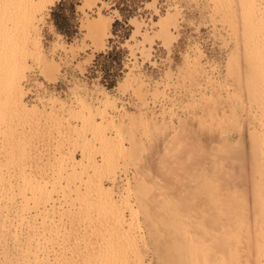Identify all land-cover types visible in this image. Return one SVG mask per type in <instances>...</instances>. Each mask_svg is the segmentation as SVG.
Returning <instances> with one entry per match:
<instances>
[{
    "label": "rangeland",
    "instance_id": "1",
    "mask_svg": "<svg viewBox=\"0 0 264 264\" xmlns=\"http://www.w3.org/2000/svg\"><path fill=\"white\" fill-rule=\"evenodd\" d=\"M23 1L29 12L38 2ZM100 1L96 9L86 0H57L42 9L35 30H28L40 59H26L22 100L28 108L56 114L57 120L22 123L0 107L6 119L0 120V264H138V256L142 264H174L177 258L179 264H264L255 250L229 252V242L240 233L233 229L253 221L254 237L264 221L258 154L248 145L249 132L264 136V111L259 83L250 85L243 42L247 29L264 33V0H241L256 11L248 27L234 0H222L230 1L231 16L218 12L214 0ZM98 11L111 22L100 47L85 28ZM167 12L174 14L176 25L164 46L154 22ZM8 16L9 37L15 39L21 16L14 10ZM13 41L0 43V60L17 50ZM43 62L54 65L53 76L47 78ZM234 67L238 75L231 72ZM9 74V63H0V90ZM124 78L128 82L121 88ZM105 96L111 106L94 122L81 123L79 116L87 115L81 103L95 113L97 100ZM153 112L169 131L170 123L176 127L185 119L190 125L184 139L172 152L164 143L172 131L151 137L137 128V155L119 159L117 144H129L115 125L129 113ZM73 128L84 132L75 142ZM113 145L117 154L111 152ZM106 154H115L117 166L106 169ZM60 162L67 168L59 171ZM92 163L100 168L84 171ZM24 184L31 189L20 208L24 201L16 189ZM99 186L111 189L115 204L98 198ZM35 188L45 189L49 201L48 195L41 199L40 191V196L35 192L40 202L35 197L32 203ZM108 223L113 231L101 234ZM221 223L225 226L219 229ZM116 235L127 238L118 245Z\"/></svg>",
    "mask_w": 264,
    "mask_h": 264
},
{
    "label": "bare ground",
    "instance_id": "2",
    "mask_svg": "<svg viewBox=\"0 0 264 264\" xmlns=\"http://www.w3.org/2000/svg\"><path fill=\"white\" fill-rule=\"evenodd\" d=\"M55 1H57V0H38V2L35 4V7H34L35 9L33 10V12H29V11H27V7L26 8L23 7L28 2L22 3V2H24L23 0L22 1L21 0H19V1H17V0H0V38H2V39H0V43H4V42H7V41H13L14 40L13 43L14 44L17 43V45H18L16 51H13L12 53H10L9 56H6L4 58L2 57L1 60H0V63H9V67H11V74H9L7 76L6 81L2 85L3 88L0 90V92L2 91V93L4 95V99L0 101V107H5L4 108L5 110H3V111H4V113H5V111L8 113V114L5 113V114L8 115V117L11 116V118H12V116H14V117H17V119L18 118L22 119V120H20V121H22V123H24L25 121L29 122V120L31 121L33 118H36L37 121H40V120L47 121L48 119H50L48 121L57 120L56 114H52L51 112H47L46 113V112H43L42 110H39V109H37L35 107H29L28 108L26 106V104L22 100L23 92H22V89H21V79L24 76L25 69L27 70V68H28L26 59L27 58H31L33 60L34 59H40L39 45L36 42V40H29L28 30L29 29H34V27H33L34 22H36L38 20L37 17L40 15V12L42 11V9L45 8L46 6H52L55 3ZM29 2H31V1H29ZM86 2H87V4H90L93 7H96V9H100V6H99V4L101 3L100 0H86ZM229 2L230 1L214 0L215 9L218 12H220V13H223V14L231 16L230 13H233V12L231 11V5L229 4ZM234 2L236 3V11H238V12H240L242 14V16L244 17V19L242 18V20L244 21L245 26L248 27L249 24H251V19L253 18L254 14L256 13L253 5H249V9L250 10H248L247 9L248 6H246L245 3H243V1L234 0ZM232 8H233V6H232ZM12 10H14L15 13H19V15L21 16V22H22V25H23L20 33H17V35H15L16 36L15 39H10V37H9V33L12 32L13 29H12V27H10L8 25V18H9L8 15L10 14V12H12ZM233 10L235 11V9H233ZM154 24L158 27L157 32H156L157 35H155V36L160 37L161 40L163 39V42H164L163 45L164 46L165 45L166 46L169 45V42L171 41V39H173V35H172V32H171V27H175V25H176L175 24V16H174V14L171 13V12H167L164 16H159V18L157 19L156 22H154ZM136 26H138V25H136ZM110 27H111L110 20L106 16L102 15L101 13H99V11L97 12L96 16L91 18L87 22V24L85 25V28L87 29L88 34L91 36V38L93 37V39L95 40V43H98L99 47L101 46V42L103 40V36H105L106 34L109 33ZM8 31H9V33H8ZM145 37H146V35H145ZM149 38L150 37L147 36L145 39L148 40ZM148 41H150V40H148ZM243 42H244V48H245L246 56L249 59V68H248L247 72H248V75H249V78H250V85L254 86L255 82L259 83L260 90H261L260 93H259V98H260V103L259 104H261L263 106L262 107L260 105V107H262V110L264 111V33L260 34L257 31L253 32V30L247 29L245 31L244 36H243ZM29 44L32 45L31 49H29V47H28ZM42 64H43V67H45V69H43V71H46L45 73L47 74V78H48V76L49 77L53 76V72L55 71L54 65H51V64L48 65V63H46V62H43ZM51 66H53V67H51ZM236 69L237 68H235V67L230 69L231 72L233 73V75H236L238 73ZM122 81H123V83L121 82L118 85L121 88L122 87L125 88L126 85H127L128 79L124 78V80H122ZM97 101H98L99 105H97L94 108L95 113H93L91 111L89 104H85L84 102L81 103L82 111L81 110L80 111L81 112H83V111L87 112L86 117H85V114H81V112H80L81 116H79L80 114L79 115L76 114L77 116H79L81 123H82V121L87 122V119H89V122H94L95 121V119H94L95 115L101 116L100 114L103 113V111L105 110V107H107L109 105L111 106V104H112V101L109 100V98H107V96H105L104 99L97 100ZM210 110L211 109H209V111ZM70 111H72V110H70ZM207 111L208 110H206L204 113H206ZM212 111H214V110L212 109ZM233 112L236 113L235 110L234 111L232 110V114H234ZM207 113L209 114V119H213V118H211V115H213V114L210 115L209 112H207ZM69 114H71V112ZM149 114L150 115L146 114V116H141L139 114H130L129 113V114L126 115L125 118H123L122 121H120L117 125H115L114 128L117 129V134H119V132H120V134H121V136L123 138H124V135L128 136L127 137V140H128L127 143L129 144L128 147L121 146L122 145L121 143H120L121 145L117 144L119 146H117L118 148H116V151L119 152V157L117 155V157L119 159H121V158L124 159L123 157H125V158L128 157L130 159V158H133L134 155H137L138 146H139L137 140H139V139L135 138V135H134V132L137 130V128H140V130L141 129L143 130L144 134L143 133L142 134L144 136H145L146 133H147L148 136L151 134L150 135L151 137H152V135L158 134V133H162L163 135H166L167 129H168L166 127V125L162 121L156 120L154 117H152L153 114L155 115L154 112L152 114L151 113H149ZM208 114H206V115H208ZM4 115H3V113L0 114V120H2L3 117H5ZM7 115H6V117H7ZM76 115H74V116H76ZM206 115H203V116H204V118L207 119ZM69 116L71 117V115H69ZM155 116H157V115H155ZM41 118H43V119H41ZM187 119L188 118H186V120ZM195 119H197V118H195ZM4 120H6V119H4ZM34 121H35V119H34ZM202 121H199V122H202ZM212 122H213V120H212ZM218 123H220V121H218ZM188 124L189 123L188 122L186 123L185 119H183V121L181 120L179 125L176 126V127L172 123L169 124V128H171L170 130L172 131V134L169 133L168 136L167 135L165 136L167 139L164 138V139H166V141L164 140V143L167 144L166 145L167 147L165 146L166 150L172 151L173 149H175L174 146H177L179 144L177 141H179L180 139L182 140V138L184 139V137H185L184 134H186L185 133L186 129L189 128ZM206 124H207V122H206ZM210 124H211V122H210ZM168 131H169V129H168ZM171 131H169V132H171ZM188 131H189V129L187 130V132ZM83 133L84 132H79L78 129L73 128L71 130L70 137L71 136H73V137L76 136V137H74V142H75V141L78 140L77 137L80 138V136H82ZM100 133L102 134V132H100ZM262 133H264V131ZM158 135H161V134H158ZM183 135H184V137H183ZM248 135H249V137L248 136L247 137H248L249 141L251 140L250 143H252V144H248V145H251L252 147H254L255 150L257 151V154H258V155H254V156L256 158L258 157L257 164H258V167H259V175L261 176L260 181H261V185H262V187L264 189V136H260L255 130L249 132ZM262 135H264V134H262ZM2 137H4V136H2ZM4 138H3V140L5 142ZM100 139H103V138H100ZM104 139H106V138H104ZM104 139L102 141H104ZM139 142H140V140H139ZM106 146L108 147L109 145L106 144ZM115 146H116V143H115ZM115 146L113 145L114 148H111V149L114 150ZM251 146H249V147H251ZM109 149H110V147H109ZM221 149L223 151H226V149H224L222 147H221ZM252 150H253V148H252ZM5 151H6V148L3 145V141H2L1 152H5ZM116 151L115 150L114 151L111 150V152H116ZM117 152H116V154H117ZM164 152L168 153L165 150H164ZM139 153H140V150H139ZM107 154H106V159L104 158L105 159L104 165H106V167H107L106 169H108L109 167L111 168L112 166H110V165H112V164H113V167L117 166V162H115V160L117 158L114 159V156H113L115 154H110L111 156H109L108 158H107ZM112 156H113V158H111ZM233 162L234 161H231V165H232ZM60 164L61 165L58 166L57 168H59V167L62 168V167L65 166V164H63L61 162H60ZM94 164L95 163H92L91 165L83 166L84 167L83 168L84 171L89 169V168H91V167L93 169L100 168V166L97 168L98 165L97 164L94 165ZM62 165H64V166H62ZM66 166H65V168H67ZM219 166L220 165H215V167H214L215 171L220 170ZM60 168H59V171H60ZM104 168H105V166H104ZM201 168H202V166H201ZM225 168L227 170H229V159L227 160V166ZM62 169H64V168H62ZM142 172L145 173V171H142ZM142 172H141V175L143 174L142 176L144 177V175H145V177H146V174H144ZM141 175L139 174V176H141ZM52 179H53V177L51 178V180ZM55 179H56V177H55ZM141 179H142V177H141ZM143 179H146V178H143ZM142 180H138V181H140V183H142ZM143 182H144V180H143ZM52 183H53V180H52L51 184ZM54 183H55V180H54ZM55 184H54V186H55ZM28 188L31 189L30 186L27 185V187H26L25 184L21 185V186H17V189H16L17 195H20L22 197V200L24 201V202H21L19 204L20 208H22V204L23 203L25 204L26 200L28 199L27 197L26 198L24 197L25 191ZM40 191H41V193H40ZM35 192H38V195H39V193L41 194V199H43V201H44V199L47 200L49 195H50L49 193L46 194V190L43 189V188H39L38 191L35 188L34 193L31 194V196H29V199H33L34 198L33 200H31L32 203H33V201H35L40 196L39 195L38 197H36L37 193L35 195ZM97 193L99 195L98 198L103 196V197H105V198H103V200L105 199L111 205L115 204V198H114L115 195L111 191L110 188H103V187L99 186L97 188ZM44 196L45 197L47 196L46 197L47 199ZM35 197H36V199H35ZM39 198H38V200H36L37 202L38 201L40 202ZM51 199H53V198H51ZM43 201H42V205L44 204ZM48 201H49V199L47 200V202ZM37 202L35 204H37ZM44 206H45V204L43 205V207ZM35 208H37L36 205H35ZM22 211H21V213L19 215L17 214L18 215L17 219H19L20 223L24 220V215H25V214H23L24 212L22 213ZM29 220H26L27 224L30 223ZM217 223H218V219H216V221H214V224H213L212 227H217ZM252 223H253V221H251V222L250 221L249 222L245 221L244 223L242 222V224H244V228H242V224H240V227L243 230L241 228H237V227H236L237 229L236 228L233 229V230H235L237 232H240V233L236 236V239L234 241L229 242V252L232 255L233 254L236 255L237 253L240 252V250H244V249L247 248V249H250V250H253V251L255 250V252L258 254V256H261V255L264 256V221L260 224V227L258 228V232H256V236L254 235V237H253V234L255 233V229H254V225ZM4 224L5 223L3 222V225ZM94 225H96V224H94ZM224 226H225L224 223H221L220 224V228L219 227L218 228L221 229ZM111 227L112 226L109 223L107 224V226H104V227L101 226V229L103 228L101 234H103L105 232L106 233L112 232L113 230L110 229ZM90 228L93 231L95 230L94 229L95 227H93V228L90 227ZM243 231H244V233H248V236H246L243 233ZM213 232L214 231H212L211 233L214 235V233H216V232H214V233ZM222 232L224 234H226L225 231L222 230ZM230 233L231 232H229V235H230ZM216 235H218V234L216 233ZM116 236L118 237V240H117V244L118 245H121V243L125 242L124 240L127 238V237H125L123 235H116ZM128 242L129 241H127V243ZM131 244H132V242H131ZM131 244H129V245H131ZM131 247L132 248L134 247L133 251L135 252L136 247L133 246V244H132ZM27 253H28V249H26L25 252H22V258L25 257ZM121 255H122L123 259H124L123 254H121ZM137 258H139V259H137L138 264H142L141 258L139 256ZM177 259H176L174 264H179ZM91 264H100V262L95 261V262H93Z\"/></svg>",
    "mask_w": 264,
    "mask_h": 264
},
{
    "label": "built area",
    "instance_id": "3",
    "mask_svg": "<svg viewBox=\"0 0 264 264\" xmlns=\"http://www.w3.org/2000/svg\"><path fill=\"white\" fill-rule=\"evenodd\" d=\"M155 108V107H154ZM156 111H158V109H155Z\"/></svg>",
    "mask_w": 264,
    "mask_h": 264
}]
</instances>
